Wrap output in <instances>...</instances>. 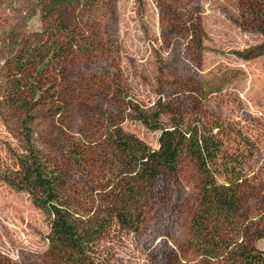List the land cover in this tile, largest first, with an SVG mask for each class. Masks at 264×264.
<instances>
[{
    "label": "rangeland",
    "instance_id": "1",
    "mask_svg": "<svg viewBox=\"0 0 264 264\" xmlns=\"http://www.w3.org/2000/svg\"><path fill=\"white\" fill-rule=\"evenodd\" d=\"M91 1V8H60L64 25L85 41L82 52L49 63L41 73L65 99L58 115L48 101L35 111L31 131L43 160L67 168L72 189L99 204L93 194L106 180L98 169V151L92 150L85 164L68 161L77 157L74 144L98 146L99 116L106 113L155 150L159 131L134 120L132 108L152 110L160 101L188 125L217 127L214 133L243 181L241 222L250 233L264 235V56L235 54L245 55L263 43L264 0ZM25 28L33 33L41 25L32 18ZM2 65L0 59V264H68L69 256L50 254L47 216L25 192L3 180L20 149V122L2 91ZM197 184L190 161L174 173L161 170L139 230L113 227L101 235L104 262L214 264L188 243ZM255 247L264 252V238Z\"/></svg>",
    "mask_w": 264,
    "mask_h": 264
},
{
    "label": "trees",
    "instance_id": "2",
    "mask_svg": "<svg viewBox=\"0 0 264 264\" xmlns=\"http://www.w3.org/2000/svg\"><path fill=\"white\" fill-rule=\"evenodd\" d=\"M65 4L91 8L93 1L0 0V59L6 79L2 91L20 122V149L13 158L14 169L6 170L3 180L12 189L25 192L47 216L50 254L69 256L68 264H106L98 247L101 235L113 227L136 233L160 171L174 173L190 161L198 179L188 241L194 253L214 264H264V252L255 247L264 235L250 233L241 222L243 181L233 166V156L223 150L214 133L217 127L188 125L178 112L160 101L152 110L133 107L134 120L159 131L158 147L153 150L124 132L112 116L100 113V144H74L77 157L68 159L85 164L92 150L98 151V169L106 182L95 189L99 193L93 194L99 197L97 205L89 195L72 189L67 168H54L43 160L31 131L35 111L48 101L53 115H58L65 99L48 87L49 79L41 73L49 63L65 62L82 52L85 41L82 33L64 25L60 8ZM32 18L37 19L41 29L28 33L25 26ZM259 31L263 43L245 55L235 53L237 56H264V16Z\"/></svg>",
    "mask_w": 264,
    "mask_h": 264
}]
</instances>
